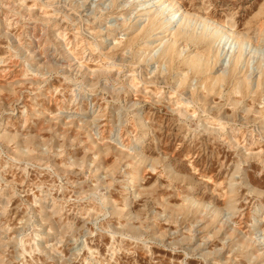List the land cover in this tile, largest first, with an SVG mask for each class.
Wrapping results in <instances>:
<instances>
[{"label": "rangeland", "instance_id": "obj_1", "mask_svg": "<svg viewBox=\"0 0 264 264\" xmlns=\"http://www.w3.org/2000/svg\"><path fill=\"white\" fill-rule=\"evenodd\" d=\"M0 264H264V0H0Z\"/></svg>", "mask_w": 264, "mask_h": 264}, {"label": "bare ground", "instance_id": "obj_2", "mask_svg": "<svg viewBox=\"0 0 264 264\" xmlns=\"http://www.w3.org/2000/svg\"><path fill=\"white\" fill-rule=\"evenodd\" d=\"M144 1H145V0H144ZM159 1H162V0H158V2H159ZM150 4H151V6H154L155 3H154V2H150ZM168 5H169V4H168ZM158 7H159V6H158ZM174 11H177V9H175ZM158 14H159V13H158ZM258 40H259V39H258ZM262 40H263V39H261L259 42H261ZM241 45H242V44H241Z\"/></svg>", "mask_w": 264, "mask_h": 264}]
</instances>
